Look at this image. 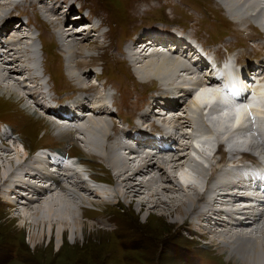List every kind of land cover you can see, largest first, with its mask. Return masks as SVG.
Listing matches in <instances>:
<instances>
[{
  "label": "bare ground",
  "instance_id": "obj_1",
  "mask_svg": "<svg viewBox=\"0 0 264 264\" xmlns=\"http://www.w3.org/2000/svg\"><path fill=\"white\" fill-rule=\"evenodd\" d=\"M52 1L56 2L57 0H52ZM220 1H223L229 10H233L232 9L233 7H241L239 5L245 6L247 3H250L252 5L249 6L248 8L251 10V12H249L251 14V21L255 19H259V20L263 19L262 17L264 16V9H263L264 7L262 6H264V0H220ZM27 2L29 3L28 5L31 8L36 9V4L38 1L27 0ZM39 2L41 3V5H39L40 8L43 9L45 12H47L49 15L48 21L54 25L60 23L56 27L58 29L57 35L60 37L62 44L70 45L69 50L72 56L79 57L78 55L82 54L83 51L87 52L91 48H93V45L94 46L97 45L96 40H99L98 38L90 37V36L86 37L88 35L86 31L90 32L92 29H86L85 26L82 25V23L80 26L81 28H83L84 26V30L81 28L76 29L79 26V24L78 22L70 21V19L72 18L71 14L68 15L67 13H63L60 7L57 6L55 3L46 4L45 2L42 1ZM6 4L7 6L12 5L9 3ZM233 4H238V6L237 5L233 6ZM19 5H21L20 2L14 4L13 7L18 8ZM0 9L3 10L1 4H0ZM10 13L11 11H9V14ZM235 13L234 14L231 13V15L237 17V19L236 18L235 19L238 20L241 17V15L239 14L235 15ZM5 15L6 14L0 15V19H5L7 17ZM8 18L16 19V16L11 14L9 15ZM62 18H63V22L61 21ZM242 19H243L242 22H249V19L247 18L242 17ZM24 23H21L18 28L11 27V24L8 25V28H10L9 31L13 29L15 30L16 34H13L14 37L9 36L8 35L9 32H7L4 35L2 34V36H4V38H2V43L6 47V49L4 50L6 55L4 56V52L0 53V94L4 97H10V95L14 96V98L18 97V101H21L22 103L23 100V102L25 103H22V105L25 108H27L30 112L32 111L31 109L32 102L29 100L31 98L34 99V101L40 108L44 107L46 111L54 110L53 105L49 104L50 102L49 100H47L46 97L47 93H45V91L42 89L44 87V84L47 83L48 81H43L42 75L36 73V68H32L34 60L33 57L30 56L29 50L31 45H29L27 42L28 40H26L27 36L22 37L18 32L24 29L23 28ZM33 24L37 29H39V26L37 24L35 23ZM248 25H253V23L250 22ZM66 28L71 30H66ZM94 28L93 30H95ZM74 31L78 32V34H75ZM28 32L29 33L31 32L30 29L28 30ZM65 33H68V35H64ZM39 35H40L39 40L40 38L42 40L40 41L41 43L40 50L43 51V54L45 55V58L44 56H41L43 59L42 63H44L47 60V55L44 53L46 50V45L48 50V45L51 42L50 40H47L48 38L43 37L41 33H38V36ZM172 40H173V36L171 35L168 38H163L162 42L166 47L169 48L170 42ZM143 41H147L146 37L140 40V42ZM155 41L156 40L150 42L148 41L145 43L144 46L143 45L140 46V47L143 46V48L139 50L131 51L132 59L135 62L137 61L138 64L140 63V61L143 60L147 61L140 64L143 66V68L142 70L139 71L137 70V75L139 76L138 77L136 75L139 78V79L137 78V80L140 82H145L150 77H157L159 79L170 78L171 80V77H174L175 75L176 76L178 75L179 78L178 80L174 81V83L167 84L163 87L162 86L159 87L162 94L161 92H159L158 96L155 97V100L152 101V107H154V109L151 110L152 114L154 115V118L157 119V121H155L153 117H150V114L148 112L147 113L144 112L145 114L139 116V119L136 121V124L135 122H133V128L139 129L141 128V126L149 127L151 124L155 122L161 125L163 124L164 126L160 128H157L155 126L152 127L165 133L164 139L167 146H165L164 149L161 148L159 143H155V141L152 140L151 141L152 143L140 142V144L143 147L146 144L145 148H143L142 151L140 150L131 151L127 154L129 149L134 150L135 147L133 146V143L131 142L127 143V141H124L125 138L123 139L118 138L113 142L110 141L107 143V140L111 139V134H110V128L107 126L104 127L106 123H104L103 114L104 112L109 110L110 104L109 102L106 101L107 98L102 93L89 94V95L81 94L80 96H77L75 100L71 101L70 105L72 110H74L77 114L83 116L77 115L76 119L78 120L73 121L71 119L69 121L73 124L75 123L79 124V126L77 127L65 126L63 122H56V121L55 123H58V125L53 122H51L52 123L51 125H53L52 126L54 127L53 129L57 130L58 135L60 137L57 140L60 141H70V140L72 141L75 139L74 135L76 132L83 133L82 135L84 138V142L85 144L88 145L87 151L85 153H87L88 156L92 155L94 153L93 147L95 148L96 146L97 149H99V153L97 154L98 157L100 156L101 158H103L104 162H107L114 172L123 175L126 174L128 170H131V172H128L130 174L123 175L124 177H126L125 179L132 180L134 173H136V175L139 174L140 175L139 178L142 176L140 178L141 179L140 181L133 180V183L134 181L136 182L135 184L129 185L128 183V185L125 184L121 185L119 183L117 186H115V191H116L115 195L117 197H122L125 200H128L129 198L128 197L129 191L135 197L139 194L145 193V191L147 190L159 189L164 185V182L160 181L158 177L155 176L156 172L155 173L153 172L156 171L155 169L158 170L162 169L164 170L163 172L168 173L171 172L172 169L176 170V167H179L178 171L176 170L179 176L176 173L172 172L170 174L172 177L167 176L165 180L172 182L171 181L172 178L178 184H180V190L173 189V191L174 193L181 191V194L183 195V198H185V200H180L179 195H170L171 194L170 192H169L170 194H166L164 196L163 194H165L166 191H164L163 193H161L160 191V195H161L160 197H158L159 195L151 196L149 192H146L145 194H147V197L145 198V200L141 201L140 204L143 205L145 203L146 204L150 203L152 204L151 207L153 209H156L158 208L160 203L166 204V201H168L169 199L172 200L177 199V202H175L176 204H172L170 208L166 207L168 209L166 211H168L171 214L172 218H174V221L177 224H182L185 222L187 218L196 217L199 220L201 219L202 215H204L201 212V209L204 208V204L202 201L204 200V196L210 189L209 188L210 184L214 183V179L217 176V174L215 175V171L216 172L218 171L220 165L227 166L221 163L222 162L221 160L223 158L221 157V154L214 155L210 160V148H212L213 143L210 142L209 144H202L199 141V139L204 135H206L205 138L208 139L210 137V133L211 134L216 133L217 136L221 134L225 138H228L227 136H225L226 133L224 131H219V132L216 131L215 126L217 128L227 129L231 125L229 124L225 125V124L228 123L231 118L227 120L222 119L220 122H217L216 124H214L213 122H210L209 124L205 121L204 111H203L205 105L204 100L211 99V96H209L210 87L203 89L192 88L195 92H192L190 89H185L184 84L189 81H186V79L180 75V72L186 73L192 70L191 67L186 65L183 59V56H186L187 54L186 51H183L182 53L175 51L174 53L175 55H171L168 52L160 53L158 49L159 47L157 44H155ZM99 42L102 43L101 40H99ZM20 43H22L21 46L19 45ZM75 48L77 49L75 50ZM149 49L152 50L149 51ZM164 49L169 50L167 48ZM81 50L82 52H79ZM73 51H75L76 53L73 54ZM156 53L157 55L158 53L161 54V56L159 58H156L158 56L154 57ZM147 54L152 56L151 58L153 59L147 60V56H148ZM23 56H27L29 59L25 61V59L23 60L22 58ZM76 66L77 69L75 68L74 71L72 68ZM261 67L264 68V60L261 63ZM84 68L86 67L80 63L78 58H76L74 60V65L71 67L69 72L70 77L72 79H76L78 84L82 87L85 86L84 83L85 78L82 77L83 75H81V72H79V70L80 69L83 70ZM44 72H46V68L44 69ZM15 75H21V79L15 78L14 77ZM7 81L8 84H4ZM93 85L98 90V87L95 84ZM104 87L106 88V86ZM156 90L159 91L158 89ZM175 92L180 93L178 98H173V99L166 98V100H163L164 96H166L169 93H175ZM19 93H21V95H19ZM101 94L102 96H99ZM216 94L219 95V92L215 91L214 93H212L213 96H216ZM179 97L183 99L182 105L176 103L177 101L176 99H179ZM191 97H193V99H191ZM161 104H164L165 107L168 108V110L170 111L165 110V111H161L158 114L153 113L155 108H157V106ZM32 112L35 114L38 113L36 111H32ZM87 112H90L92 114L94 113L92 119H88L89 114H87ZM250 112L256 113L258 117H260L259 121H261V126L258 133L259 137L257 139H254L249 136V134H251L250 128L246 127L247 120L246 122H244L243 119V125L237 131L238 134H236L233 137V139L230 140L234 141L233 142L234 146L247 147V149L253 150L255 153L260 154L261 156L264 157V117H263L264 111L262 109L259 110V108L255 109L254 107H247L245 115L249 114ZM238 113L240 114L241 110H239ZM38 114L41 115L40 113ZM182 115L184 116L186 115V116L184 117ZM176 116H177V120L175 122L174 117ZM167 118H169L170 121H168L169 119ZM86 120L88 123H86ZM189 122H191V124H188ZM192 123L196 124L197 129L199 131L197 132L194 130H190L192 135L191 142L194 141L196 146L191 147V150H189L190 148L181 149L180 148V141L182 139L181 130L186 127L194 128L195 124ZM174 125H176V127ZM121 130L125 131L126 129L123 128ZM57 132L55 131V135H57ZM84 132H88V133H84ZM195 133H198L196 137H194ZM126 135L131 136V133L126 132ZM98 136L99 137L103 136V143L101 142L100 144L98 141H96L98 140L97 138ZM93 137L97 139L94 138L93 140ZM17 138H19L18 135ZM188 138L189 136L184 139L187 141ZM16 141L17 139H9V140L6 139L3 142V144H6L7 142L10 144L0 149L1 151L0 166H2V172H0V182H1L0 192L1 194L4 195L3 200L5 197V200L10 202L9 204H11V207L16 208L18 212L19 211L21 212L22 214L21 218H23L21 219L22 220L21 222H25L27 218L37 219V217H42V221H43V216H41L43 210L45 212L47 211L51 215L52 207L57 206L60 208L59 210L61 211V213L59 214L60 220L59 222L53 224L51 222L53 220L52 219L51 221H49L48 226L49 229H51V226L53 228V226L57 225L56 232H57L58 240L63 239V237L65 236L64 233L65 230H69L70 236L74 239L76 237H77L76 239H78L79 236H83V238H85L86 235L84 234V231L87 226L86 225L87 223H85V221L83 220V216L85 213L83 210L84 208L83 206L87 205L88 203H92V201H96V203H101V202L105 203L106 201H109L110 198L109 196L111 195L110 193L112 192L111 190L113 189L110 190L109 187L105 188L104 186L98 185L100 181L94 180L91 174L88 178L92 180V182L94 183L84 181L81 175H85L86 173H84L83 171H80L79 173L76 170H70L69 172H67V174L69 175H67L66 180L60 181L59 179L54 178V184L52 185V187L39 188V186H44L45 184L43 180L40 179L36 180L38 177V173L33 172L34 167H32L28 163H25V161L28 159L29 152L28 150H26L23 141H21L20 143V146H22L20 148L23 149L22 157L24 158L21 159L20 157L21 154H19V151L21 150H19L18 147L19 144L18 145L15 144ZM162 142H163V138H162ZM95 143H97L98 145H95ZM12 145L14 146L12 147ZM107 145L108 148L106 147ZM39 148L42 150L44 149L43 152L49 153L47 150L50 147L44 146ZM121 149H123V153L120 152ZM186 150H189L187 156L188 158L191 159V162H187L183 164L176 163L175 166H172V163L175 161L174 158H179V156L182 157V154ZM132 153L133 155H130ZM9 155H10V159H7V156ZM11 157L13 158L11 159ZM79 161L83 162L84 160L79 158ZM256 161L258 160L256 159ZM36 162L37 165L39 164L44 165L43 167L44 169L47 164V159L37 158ZM61 162L66 166L62 168L57 165H54L52 166V168L55 169V171H59V170H65V168L70 165L69 160H65ZM79 164L81 163L77 162L73 165V167L74 168L81 167V165ZM229 166L230 164L228 165V169ZM236 166H237L236 168H239L238 164ZM150 167H153V171H149ZM78 170H82V169H78ZM146 175L148 176L150 175V177L148 176L146 177ZM232 175H233L232 173L228 172L227 177L230 178ZM236 177L241 178V175L238 174ZM71 184L76 185L77 188L73 190L70 189L68 191L69 185ZM80 185L82 186L78 188V186ZM23 186H25L26 188L24 189ZM84 186H86L91 190L94 189V191H96V193L100 196L101 200L98 201L97 199L94 198L90 201L89 197L83 195L84 193L82 192V187ZM138 186L139 189L136 190L135 187ZM252 186L256 187L258 186V183L255 182L252 184ZM214 187L215 189L216 188L221 189L220 191H218L216 198L218 199L221 195H223L224 198L220 200L217 199L209 200L211 206L210 208H207L208 212L206 213L205 220L207 222L212 221L213 226H211L212 223L205 222L207 225L205 227L204 224V227L206 228V230H207V226L210 227V229H215V231H211L210 229H208V231H211V233H215L214 239L212 240V245L215 246V248L219 252L226 253L227 257H229V259L235 261L236 263L264 264V208H262V210L260 209L261 207H264V200H260L264 198V193H261L258 187L255 191L258 200L256 198H251L247 200L246 198H250V196L249 193L245 194V192L249 189V186L246 183H242L240 185L234 186L232 180H227V181L225 180L223 182L221 181L218 184L216 183V186ZM223 188L224 190H222ZM22 189L23 190L29 189V191L26 194L32 193V196L31 197L26 196L29 199L22 198L21 200H19L20 202L16 203L14 200H12L14 197L13 195H15V193L16 195L17 193L18 194L20 193L22 195V193L25 192V191H21L22 192L21 193L20 190ZM34 189L36 191H33ZM4 190L6 193H4ZM152 193L155 195L157 194L154 192ZM208 193H211V191ZM200 195H203L201 200L202 203L199 200ZM44 196L46 197L44 198ZM10 197H12V199ZM70 198L71 200H69ZM39 201H42V203L39 204ZM241 201H245L247 203L241 206L240 203ZM31 207L33 209H36V211H40V213L35 211L36 213L33 212L34 213L33 214L32 209H30ZM217 208L218 211H216ZM223 209H225V212L231 215L230 220L219 218L220 214L223 213L222 211ZM55 212H57L56 209ZM45 214H46L45 216L48 215L47 213ZM234 214H235L234 218L245 215L247 220L240 221L238 219H234L233 218ZM255 218H259V220H256ZM88 225L93 226L94 224L89 222ZM219 226H221L222 228L221 230H219L220 229ZM243 226H246L247 228H244ZM49 229L47 231H49ZM255 229H258L259 235H255L256 234L254 233ZM104 230L105 229H103V231ZM37 235L38 234L34 233L33 236L31 237V241L37 240L38 239ZM192 256L194 255L192 254L191 256L186 258H190Z\"/></svg>",
  "mask_w": 264,
  "mask_h": 264
},
{
  "label": "rangeland",
  "instance_id": "obj_2",
  "mask_svg": "<svg viewBox=\"0 0 264 264\" xmlns=\"http://www.w3.org/2000/svg\"><path fill=\"white\" fill-rule=\"evenodd\" d=\"M11 1L12 0L10 1L0 0V4L3 7V10L0 9V15L6 14L5 16H7L9 14L8 9L11 8H8L6 3L12 4ZM77 1H80V4L83 3L86 7H88L90 12L94 13L98 18L107 19V25L109 27L107 29L108 34L106 33L108 38L106 39L105 42L106 44H109V42L111 41L112 46H108V50L106 49L107 51L105 55L100 56L103 53L104 49L102 47L103 43H100L99 40L101 39H99L96 40L97 45L95 46L93 45V48H91L89 51L82 52L81 50L79 52H82V54H79L78 55L79 57L72 56L73 59L72 62H74V60L78 58L80 63L86 67V72L89 73L88 79L90 80V82L84 80L85 83L84 87L80 86L76 79H73L75 80V82H73V80H70L67 77L64 78V81L63 80L59 81L56 78L52 79V72L48 70L50 59L42 63V65L40 63V69L44 70L46 66L48 71V74H45L43 76V79H48V77L51 76V78L49 77L50 79L48 80L46 87L48 86L54 87L55 84H57L53 89H51L53 90V93L55 95L58 90H60L61 93H63V95L65 93L72 95V94H77L76 93L77 90L71 91L70 87L75 88L78 86L80 89H85L88 87L87 83L93 84L96 80L97 84L101 85L106 82L105 81L106 79H108L107 81L110 82L108 83L109 84L108 87H110L109 88L110 92L113 93L119 92V94L122 95L123 93L127 92V90L134 91L135 95L137 94L139 95L138 98L139 103L145 99L147 94H149L148 91L150 90L151 87L160 90L159 89L160 86L163 87L167 84L174 83V81L178 80L179 76L175 75L174 77H171V80L170 78L159 79L157 77H150L151 79L149 78L145 82L138 81L137 80L138 77L134 75L135 73L132 70V67L129 65L128 61H124L123 56L119 54L122 50L121 48L122 43L125 41L123 37L124 36L126 37L128 36L127 38L131 37L139 29L140 26H142L143 24H147L149 22L153 23L154 19H168V21L180 22L181 24L180 26H182L185 22H188L189 26H191L192 23L198 24L194 27L192 26L188 28L185 32L192 34L193 32L198 31V33L200 32V35L202 36L204 41H207L209 44H212L217 42L216 41L217 37H219L220 35L211 34L207 30H213V28L220 29V23H222V25L224 24L223 12L227 13V11H224L225 9L222 6V4L226 8L227 6L223 1L220 0H77ZM24 2L28 3L27 0H24ZM147 4L150 5V12H147L146 14L143 15V13H145V8L147 7ZM235 5L238 6V4H233V6ZM251 5L252 4L247 3L245 6L239 5L242 8L234 7L232 8L233 10H230L231 11L230 13L234 14L235 12H237L235 13V15L237 14L241 15V17L238 20H236L237 17L233 16L234 18H236L235 19L236 22L230 19L232 21V24L230 20H227L228 22L226 23V27L232 30L231 37L237 39L238 41H243V39L245 40V38H247L244 37L241 33H239L236 29H238L240 26H247V24L252 22L251 14L249 13L251 12V10L248 8ZM24 11L26 15H20V16H24V18L30 19L28 28L31 30V32H33L36 35L38 33H41L43 37L48 38L47 40H50L53 43V40L56 38L53 26L57 27L60 23L59 24L57 23V25L52 24L53 26L46 24L45 22H43V19H41L42 15L38 13L36 9L31 7L27 8V6L25 7V5H20L19 9L12 10V12L9 15L13 13V15L16 16L19 12H24ZM242 17L249 19V22H242L243 21ZM20 19L22 20L23 18ZM61 21L63 22V18L61 19ZM38 22L44 24L40 25V23ZM33 23L37 24L39 26V29H37ZM82 24L84 25L86 23H82ZM79 26L77 27V29L81 28V26L80 27ZM84 26L81 29L84 30ZM175 26L176 25H173V27ZM176 27L182 28L179 26ZM117 29L118 31H116ZM120 29H121V33H120ZM66 30H71V29L66 28ZM104 30H106V28ZM86 32L88 33L86 37L90 36V37L98 38L93 33H91L92 30L90 32L88 31ZM75 34H78V32H75ZM64 35H68V33H65ZM37 37L35 38V43L38 47L39 60L42 62L43 59L41 56H44L45 58V55L43 54V51L40 50V46H41L40 41H42L39 40L40 35ZM220 40L227 41L228 39L221 38ZM260 47L264 49V44L263 43L260 44ZM56 50L61 51V49H59V47L57 46L55 47V52L53 50L52 52L53 59L51 61L52 67L58 68L60 71H63L65 74H69L70 71L68 67L65 66V59H66L65 56L64 58H62V55L61 54L59 55V51L57 52ZM88 55L93 56V58H91L93 66L89 68L87 67L91 65V63L89 57H87ZM147 55H148L147 60L153 59L151 58L152 56H150L149 54ZM160 56L161 54L159 53L158 55L157 54L155 55L156 58H159ZM22 58L23 60L25 59V61L29 59L27 56H23ZM145 61L146 60L140 61V63L137 65H140ZM101 62H103L104 69H102L103 67ZM37 66H39V62H37ZM75 68L77 69V67H74L72 69L75 71ZM142 68L143 66L140 65L139 70H142ZM93 70L95 74H93ZM101 71L105 72L103 75L105 79L103 80L100 78L96 79L95 76L96 75L100 76ZM8 81L6 83L4 82L3 83L8 84ZM57 81L59 82L57 83ZM75 83L77 84V86L75 85ZM112 87H115L116 89ZM19 95H21V93H19ZM63 95L61 94L60 96L62 97ZM99 96H102V94ZM179 99L182 98L179 97ZM179 99H176L177 104L179 103L178 101ZM191 99H193V97H191ZM22 103L25 102H23L22 100ZM22 103L21 101H18V97L14 98V96L12 95H10V97H4L0 94V121L5 122L6 125L12 127L14 130L17 131L19 138H17L15 144L17 145L19 144L18 147L19 150H21L19 151V154H21L20 155L21 159L24 158L22 157L23 149L20 148L22 147L20 146L21 141H23L24 146L26 147V150H28V152L39 146L58 145L57 147L60 150H62V152L64 153L70 152L76 155L78 158L84 160L83 162L89 167L88 171L89 173H91L94 180L101 182V183L97 182L98 185L104 186L105 188L109 187L110 190L113 189L111 190L113 193L112 192L110 193L111 195L109 196L110 197L109 201H106L105 203L102 202L96 203V201H92V203H88L87 201L88 204L85 203L87 205L83 206L84 207L83 210L85 212L83 216V220L85 221V223H87L86 224L87 226L84 231V234L86 235L85 238H83V236H79L78 239H76L77 237L74 239L70 236L69 230H65L64 231L65 236L63 237V239L58 240L57 232H56L57 225L53 226V228L51 226V229H49L48 224L49 221H51L52 219L53 220L51 222L53 224L59 222L60 220L59 214L61 213L59 207L53 206L51 215L47 211L45 212L43 210L41 214V216H43V221H42V217H37V219L27 218L25 222H21L22 221L21 219H23L21 218L22 215L21 212L19 211L20 212L19 213L18 210H16V208L11 207V204L6 203L5 197L3 200L4 195L1 194L0 192V264H204L205 263L204 258H201L199 256L208 257L209 259H211L210 264L213 263L240 264L229 259L226 253L219 252L215 248V246L212 245V240L214 239L215 233H211V231H215V229H210V227L208 226H207V230L205 228L207 225L205 223L207 222L205 220L206 213L208 212L207 208H210L211 206L209 200L217 199L216 197L218 191L221 190L219 188L215 189L214 186H216V183L210 184L209 186L210 189L208 192L211 191V193L207 192L206 195L204 196V200L202 201L204 204V208L201 209V212L204 215H202L201 219L199 220L196 217L195 218L191 217V218H187L184 223L177 224L174 221V218H172L171 214L168 211H166L168 210L167 208H170L172 204H176L175 202H177V199L176 200L169 199L168 201H166V204L160 203L158 208L156 209H153L151 207L152 204L150 203L147 204L145 203L143 205L140 203L141 201L145 200V198L147 197V194H145L146 192H149L151 196L159 195L158 197H160L161 196L160 191L161 193L166 191V193L163 194L164 196L166 194L171 193L170 195H179L180 200H185V198H183V195L181 194V191L175 193L173 191V189L180 190V184H178L172 178H171L172 182L165 180L167 176H171L170 174L172 172L177 174L179 167H176L177 171L175 169H172L171 172H168L169 174L163 172L164 170L162 169L160 170L155 169L156 171H153V167H150L149 171H153L154 173L156 172L155 176H157L160 181L164 182V185L161 188L154 190H147L145 191V193L139 194L135 197L129 191L128 200H125L122 197H117L115 195L116 194L115 186H117L119 183L121 185L124 184L128 185V183L129 185L135 184L136 183L135 181L136 180L140 181L141 180L140 178L142 176L139 178L140 175L139 174L136 175V173H134L133 179L127 180L125 179L126 177H124L123 175L130 174L128 172H131V170H128L126 174L123 175L117 174L116 172L113 171V169H111L110 165L107 162H104L103 158H101L100 156L98 157L97 154L99 153V149H97L96 146L95 148L93 147L94 153L88 156L87 153H85L87 151L88 145L85 144L83 148H81L82 145L76 138L72 141L57 140L60 137L58 135L57 130L53 129L54 127H52L53 125H51L52 124L51 122L55 123L53 119H50L52 117L51 113H45L44 116L39 114L31 115L27 112V109L24 110V106L22 105ZM127 103L129 105H137L135 101V97H133L132 99H128ZM182 104H183V99H182ZM134 113L135 111L132 112V115ZM87 114H89L88 119H92V117L94 116V113L92 114L90 112H87ZM177 116L174 117L175 122L177 120ZM114 120L117 122V120L119 119L117 118V120L116 119ZM168 121H170V119ZM86 123H88L87 120ZM55 124L58 125V123ZM188 124H191V122H189ZM150 126H155L157 128H160L163 127L164 125L155 122ZM174 126L176 127V125ZM123 128L124 127H122V129ZM190 130L199 132L196 124L194 128L192 127L183 128L181 130L182 133L181 135L182 139L180 141L181 149L190 148L189 150H191V147H193V144L191 142L192 135ZM55 131L57 132V135H55ZM188 136L189 138L186 141L184 138ZM112 137L113 136L111 134V139ZM94 138L95 137H93V140ZM97 138L98 140L96 141H98L100 144L101 142L103 143V136L102 137L98 136ZM111 139H108L107 143L110 142ZM95 145L98 144L95 143ZM13 146L14 145H12V147ZM106 147L108 148V145ZM189 150L184 151L182 157L179 156V158H174L175 161L172 163V166H175L176 163L183 164V163L191 162V159L188 158L187 156ZM12 158L13 157H11V159ZM7 159H10V155L7 156ZM0 168H1L0 172H2V166H0ZM177 175L179 176V174ZM147 176L148 175H146V177ZM148 177H150V175ZM133 180H135L134 183ZM71 185H69L68 191L70 189L73 190L77 188L76 185L74 184ZM81 186L82 185L78 186V188ZM86 188H87L86 186L82 187V192L84 193L82 194L89 197L90 201L94 198L97 199L98 201L101 200L100 196L96 193V191H94V189L91 190L89 188L87 189ZM135 189L136 190L139 189V186L135 187ZM152 192L157 194L155 195ZM18 195L20 196L19 198L17 197ZM13 196H14L13 199L12 197L10 198L14 200L16 203L18 202L17 199L20 200L22 198L29 199L28 197H23L20 193L19 194L17 193V196L15 193V195ZM45 197L46 196H44V198ZM202 197L203 195H200V199H199L200 202L202 200ZM223 198L224 196L221 195L217 200ZM69 200H71V198ZM41 203L42 201H39V204ZM30 209H32V213L33 212L40 213V211H36V209H33L32 207ZM55 209L57 212H55ZM44 212L48 214L47 215L48 217L45 216L46 214ZM221 215L222 213L220 214L219 218H223L221 217ZM89 222H91L94 225L93 226L88 225ZM207 223H212L211 226H213L212 221L210 222L208 221ZM219 227H220L219 230H221L222 229L221 226ZM243 227L247 228L246 226ZM48 229L49 231H47ZM103 229L105 230L103 231ZM208 229H210L211 231H208ZM34 233L38 234L37 235L38 239L31 241V237L33 236ZM254 233H256L255 235H259L258 229H255ZM183 251H187L188 253H191L194 256L190 258H186V253H183Z\"/></svg>",
  "mask_w": 264,
  "mask_h": 264
},
{
  "label": "trees",
  "instance_id": "obj_3",
  "mask_svg": "<svg viewBox=\"0 0 264 264\" xmlns=\"http://www.w3.org/2000/svg\"><path fill=\"white\" fill-rule=\"evenodd\" d=\"M183 253H186V257H189L192 255L191 253H188L187 251H183Z\"/></svg>",
  "mask_w": 264,
  "mask_h": 264
}]
</instances>
